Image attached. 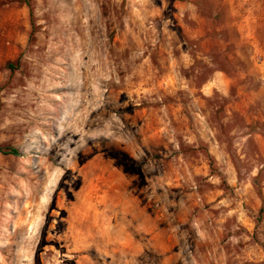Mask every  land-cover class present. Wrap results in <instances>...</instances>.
<instances>
[{"label": "rangeland", "instance_id": "rangeland-1", "mask_svg": "<svg viewBox=\"0 0 264 264\" xmlns=\"http://www.w3.org/2000/svg\"><path fill=\"white\" fill-rule=\"evenodd\" d=\"M0 264H264V0H0Z\"/></svg>", "mask_w": 264, "mask_h": 264}, {"label": "trees", "instance_id": "trees-1", "mask_svg": "<svg viewBox=\"0 0 264 264\" xmlns=\"http://www.w3.org/2000/svg\"><path fill=\"white\" fill-rule=\"evenodd\" d=\"M0 151L4 154H12V155H19V151L15 148H12V147H6V148H0ZM264 200V198H263Z\"/></svg>", "mask_w": 264, "mask_h": 264}]
</instances>
